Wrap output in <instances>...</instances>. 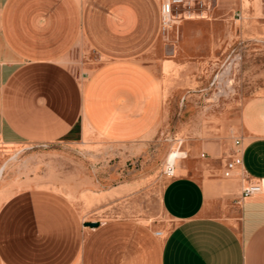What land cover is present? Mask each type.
Instances as JSON below:
<instances>
[{
    "label": "crops",
    "instance_id": "1",
    "mask_svg": "<svg viewBox=\"0 0 264 264\" xmlns=\"http://www.w3.org/2000/svg\"><path fill=\"white\" fill-rule=\"evenodd\" d=\"M160 35L159 0H0V142L52 143L85 128L111 143L151 133L165 99L142 57ZM80 41L100 61L83 79L68 66ZM239 124L242 169L264 179V96L244 105ZM230 148L201 160L192 150L179 164L162 189L172 226L160 237L130 218L87 227L48 188L17 192L0 208V264H264V192L242 197L238 177L222 178Z\"/></svg>",
    "mask_w": 264,
    "mask_h": 264
},
{
    "label": "rangeland",
    "instance_id": "2",
    "mask_svg": "<svg viewBox=\"0 0 264 264\" xmlns=\"http://www.w3.org/2000/svg\"><path fill=\"white\" fill-rule=\"evenodd\" d=\"M172 12L142 57L165 99L154 130L129 143L86 128L52 143L0 142V208L19 191L43 187L66 196L87 227L130 218L171 228L161 204L169 155L184 153L176 173L192 150L200 160L212 147L224 151L239 135L244 105L264 96V0H182ZM99 62L80 41L68 66L83 79Z\"/></svg>",
    "mask_w": 264,
    "mask_h": 264
},
{
    "label": "built area",
    "instance_id": "3",
    "mask_svg": "<svg viewBox=\"0 0 264 264\" xmlns=\"http://www.w3.org/2000/svg\"><path fill=\"white\" fill-rule=\"evenodd\" d=\"M160 1V0H159ZM182 0H161L160 15H161V31L165 29V25L170 22L172 17L173 6L180 3ZM244 141L241 135L234 136L231 142L230 151L223 165L221 176L223 179H232L238 177L241 181V196L248 197L261 194L264 192V179L251 181L245 175L243 166ZM204 157V155H201ZM164 175L169 179L175 176V164L166 161ZM155 235L160 237L162 231H156Z\"/></svg>",
    "mask_w": 264,
    "mask_h": 264
},
{
    "label": "bare ground",
    "instance_id": "4",
    "mask_svg": "<svg viewBox=\"0 0 264 264\" xmlns=\"http://www.w3.org/2000/svg\"><path fill=\"white\" fill-rule=\"evenodd\" d=\"M184 153L177 150L176 152H172L169 157L167 158V162L176 164L180 158L184 157ZM186 155V154H185Z\"/></svg>",
    "mask_w": 264,
    "mask_h": 264
},
{
    "label": "water",
    "instance_id": "5",
    "mask_svg": "<svg viewBox=\"0 0 264 264\" xmlns=\"http://www.w3.org/2000/svg\"><path fill=\"white\" fill-rule=\"evenodd\" d=\"M90 225H91V227H96L98 225V223H92Z\"/></svg>",
    "mask_w": 264,
    "mask_h": 264
}]
</instances>
